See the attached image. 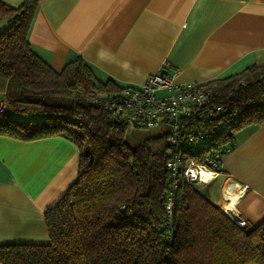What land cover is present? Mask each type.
Wrapping results in <instances>:
<instances>
[{"label":"trees","instance_id":"obj_1","mask_svg":"<svg viewBox=\"0 0 264 264\" xmlns=\"http://www.w3.org/2000/svg\"><path fill=\"white\" fill-rule=\"evenodd\" d=\"M37 7L0 0V19L9 22L0 33V135L62 136L77 146V173L43 212L48 242L2 243L0 264H264V219L236 222L202 186L180 182L168 215L166 132L129 138L123 121L91 101L121 86L96 79L80 56L60 69L39 57L28 41ZM202 85L226 108L200 125L212 148L233 147L238 129L264 124V63Z\"/></svg>","mask_w":264,"mask_h":264},{"label":"crops","instance_id":"obj_2","mask_svg":"<svg viewBox=\"0 0 264 264\" xmlns=\"http://www.w3.org/2000/svg\"><path fill=\"white\" fill-rule=\"evenodd\" d=\"M8 26L0 19V33ZM28 41L55 69L80 56L96 79L121 87L159 70L176 84L205 83L264 63V0H38ZM77 163V146L62 136L0 135V244L48 242L43 212L76 179ZM202 188L214 203L221 193L236 222L264 219V124L235 132Z\"/></svg>","mask_w":264,"mask_h":264},{"label":"built area","instance_id":"obj_3","mask_svg":"<svg viewBox=\"0 0 264 264\" xmlns=\"http://www.w3.org/2000/svg\"><path fill=\"white\" fill-rule=\"evenodd\" d=\"M109 98L98 94L91 101L102 102L113 117L125 123L126 131L145 127L166 132L169 149L165 160L168 177L165 206L168 215L180 182L203 186L207 182L201 177L202 170L211 174L210 180L219 173V160L224 149L212 148L210 130L200 125L213 121L226 108L214 102L211 90L202 83L176 84L171 75L159 70L149 74L139 86H124ZM3 107L1 100L0 112ZM236 115L234 112V122ZM227 122H217L214 128H223ZM244 190L245 186L238 194ZM223 209L228 214L226 207Z\"/></svg>","mask_w":264,"mask_h":264},{"label":"rangeland","instance_id":"obj_4","mask_svg":"<svg viewBox=\"0 0 264 264\" xmlns=\"http://www.w3.org/2000/svg\"><path fill=\"white\" fill-rule=\"evenodd\" d=\"M161 93V92H158ZM22 117L25 116L24 118H37L39 117L38 115H21ZM20 117V116H17ZM162 128H165V126H163ZM161 132L160 128H136L135 130L131 131L129 134V138H132L133 140H140L142 138H145L146 136L149 135H156L159 134ZM220 187V184H217L216 187H214V190L216 191V189L218 190V188ZM201 191H203L202 187H199ZM216 188V189H215ZM215 193H218L215 195ZM215 195L214 200L217 201V203H220L222 199H224L219 193V192H214L213 193Z\"/></svg>","mask_w":264,"mask_h":264},{"label":"bare ground","instance_id":"obj_5","mask_svg":"<svg viewBox=\"0 0 264 264\" xmlns=\"http://www.w3.org/2000/svg\"><path fill=\"white\" fill-rule=\"evenodd\" d=\"M201 174H202L201 175L202 179L205 182H209L211 174L208 171H206V170H202Z\"/></svg>","mask_w":264,"mask_h":264}]
</instances>
